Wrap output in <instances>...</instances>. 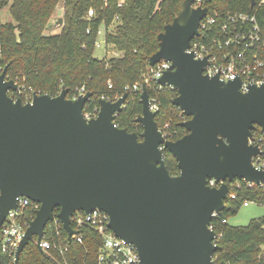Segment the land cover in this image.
<instances>
[{"label":"water","instance_id":"95a60500","mask_svg":"<svg viewBox=\"0 0 264 264\" xmlns=\"http://www.w3.org/2000/svg\"><path fill=\"white\" fill-rule=\"evenodd\" d=\"M195 1L182 3L149 58L151 66L171 62L159 82L177 89L173 104L189 117L181 123L188 132L177 140L159 129L146 82L138 134L114 122L127 93L114 101L100 98L98 115L87 120L91 92L70 99L63 87L55 96L33 92L24 102L9 95L20 86L7 78L8 66L0 68V226L17 208L18 197L40 204L15 263L34 237L43 250L46 226L60 208L69 241L76 233L74 213L99 209L110 216L114 234L136 247L139 264H216L219 235L211 223L226 206L229 184L264 183V169L253 164L264 151L250 143L255 130L264 132V83L243 91L241 78L204 73L209 57L197 59L188 51L209 13ZM166 149L178 174L168 169ZM210 179L220 186L209 185Z\"/></svg>","mask_w":264,"mask_h":264},{"label":"trees","instance_id":"16d2710c","mask_svg":"<svg viewBox=\"0 0 264 264\" xmlns=\"http://www.w3.org/2000/svg\"><path fill=\"white\" fill-rule=\"evenodd\" d=\"M184 1L63 0L65 15L57 23L61 31L46 34L60 0H0V14L8 7L12 16V21L2 22L0 18V67L8 66L7 78L15 80L22 90L21 94L11 90L9 95L24 101L33 92L55 96L66 87L71 99L84 87L86 92L93 94L85 104L84 112H95L100 107V98L114 101L127 93L125 106L116 114L114 122L120 128L140 134L143 126L137 117L143 110L142 91L134 90L133 86L139 84L142 87L146 82L150 98L158 105L156 121L159 128L169 140L181 138L188 132L181 123L189 117L173 104L177 89L167 85L161 87L148 78L151 73L149 58L159 49L158 35L178 15ZM252 1L202 0V6L216 18V29L230 14H255L262 39L259 55L264 60V3L255 0L253 6ZM90 8L95 9V15L91 17L88 15ZM102 25L109 29L106 35L108 47L121 55L103 58L94 55ZM203 41L209 42L210 38ZM165 160L170 173L178 174L177 161L167 149ZM229 185L226 206L211 223L219 235L217 244L220 247L214 254L215 263L264 264V217L252 220L247 226L228 223L229 216L236 214L246 201L264 206V183L250 187L244 180L236 179ZM36 211L32 205L24 209L25 221L30 223ZM59 211L60 208L55 209L54 219L45 229L46 238L56 247L41 250L34 237L17 263L0 250V264H99L103 245L100 233L90 226H83L79 229L83 242L69 241L58 218ZM73 227L76 226L73 224Z\"/></svg>","mask_w":264,"mask_h":264},{"label":"built area","instance_id":"2783aa9c","mask_svg":"<svg viewBox=\"0 0 264 264\" xmlns=\"http://www.w3.org/2000/svg\"><path fill=\"white\" fill-rule=\"evenodd\" d=\"M260 1L264 3V0ZM194 5L202 6V0H196ZM88 15L90 17L94 16L95 9L90 8ZM216 25L217 20L215 17L209 14L205 16L200 24V33L194 37L191 47L188 50L189 52H194L195 58L197 59H202L206 56L209 57V64L205 67L204 73L209 76L219 75L222 80L241 78V89L243 91H247L250 85L263 84L264 60L261 59L259 55L262 47L261 29L257 22L256 15L247 13L230 14L219 29H216ZM108 31V27L102 25L98 30V39L95 43L96 47L104 45L107 52L110 48L106 43ZM88 32L90 31L88 30ZM205 38H210V41H203ZM114 56H119V54L116 53ZM170 66L171 62L166 60H162L156 65L151 66V73L148 80L161 87L166 86L160 84L159 79ZM0 68L2 69V67ZM109 87H112L111 82H109ZM169 87L174 88L173 86ZM133 89L142 91V87L139 84H134ZM85 93L86 91L84 87H82L77 90L71 99H77L79 95ZM150 102L151 110L157 111L158 105L156 100L150 98ZM99 110L100 107H98L95 112H84L86 119L89 120L96 117ZM159 129L166 137V133L163 129ZM259 129L260 132L257 130L254 131V139H250V143L259 145L264 151V132L260 127ZM166 139L168 138L166 137ZM253 164L257 169H264V154L254 157ZM244 181L247 182L250 187L256 185L252 182ZM209 185L219 187L220 183H216L215 179H210ZM238 185L240 186V184ZM232 196L234 197L235 195ZM248 204V201L244 203V205ZM31 205L36 209L40 207V204L32 201L28 197H18L17 208L9 211L4 223L0 226V250L3 254L11 257L13 261H15L17 249L25 237L26 230L30 224L24 219V209ZM109 220L110 216L99 209H95L90 213L84 211L75 212L71 217L72 226L73 224L76 226V229L74 228L76 233L73 235L72 240L74 239L82 243L83 237L79 229L83 226H90L96 229L103 237V245L100 248L98 256L99 264H139L140 257L136 247L126 240L117 237L108 227ZM211 227L213 228L212 225ZM41 247L43 250H49L56 247V245L49 241L46 238V234H44ZM67 248L68 247H66V249Z\"/></svg>","mask_w":264,"mask_h":264},{"label":"rangeland","instance_id":"374dc122","mask_svg":"<svg viewBox=\"0 0 264 264\" xmlns=\"http://www.w3.org/2000/svg\"><path fill=\"white\" fill-rule=\"evenodd\" d=\"M65 15V7H64V2L63 0L58 3L56 10L52 16V18L49 21L48 28L46 29L45 33L46 34H53L52 31L54 30H59L61 29V26H57L58 20L60 18H64ZM0 18L2 22L6 21H12V16L9 12L8 7L4 8L1 11ZM109 51L107 52L105 49V46L102 45L101 47H96L94 55L99 58H103L105 56L111 57L116 55L118 53L121 55V52H116L114 49H108ZM21 88L18 90V93L21 94ZM24 92V91H23ZM32 95H28L27 99L24 100V102L29 101L32 99ZM264 217V206L257 204L255 202H249L248 205H242L239 209V211L234 214L229 216L228 218V223L233 226H247L252 220L254 219H259Z\"/></svg>","mask_w":264,"mask_h":264},{"label":"crops","instance_id":"0c3cea01","mask_svg":"<svg viewBox=\"0 0 264 264\" xmlns=\"http://www.w3.org/2000/svg\"><path fill=\"white\" fill-rule=\"evenodd\" d=\"M58 26V25H57ZM61 31V29H59V30H54V31H52L53 32V34H57V33H59Z\"/></svg>","mask_w":264,"mask_h":264}]
</instances>
